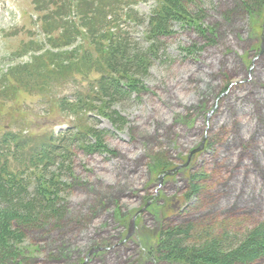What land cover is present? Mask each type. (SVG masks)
Here are the masks:
<instances>
[{
  "label": "rangeland",
  "instance_id": "1",
  "mask_svg": "<svg viewBox=\"0 0 264 264\" xmlns=\"http://www.w3.org/2000/svg\"><path fill=\"white\" fill-rule=\"evenodd\" d=\"M50 1L0 0V86L8 70L19 85L0 92V148L8 142L9 171L25 182H58L54 213L26 231L29 255L13 264H181L155 258L162 230L237 240L264 222V0H113L128 12L117 7L110 32L130 51L146 50L147 26L121 15L146 20L164 6L172 19L133 92L107 104L92 47L81 35L66 46L43 24L59 6ZM87 49L93 68L75 59ZM50 136L65 148L41 172L32 161Z\"/></svg>",
  "mask_w": 264,
  "mask_h": 264
},
{
  "label": "trees",
  "instance_id": "2",
  "mask_svg": "<svg viewBox=\"0 0 264 264\" xmlns=\"http://www.w3.org/2000/svg\"><path fill=\"white\" fill-rule=\"evenodd\" d=\"M163 2L169 6L172 5L170 0ZM57 3H59L57 9L43 16V24L45 25L48 19L51 30L53 26H58L55 30L63 31L60 38L66 46L72 45L81 35L92 47V52L99 57L98 62L103 71L101 75V70L96 68L101 75L96 80L97 94L102 95L100 100L106 101V104L107 100L114 101L113 99L119 98L122 91H127L128 87L132 93L131 87L135 84L137 73L141 69L146 71L150 61L156 56L154 51L156 40L166 33L163 19L171 17V13L163 6V15L151 14L146 20L138 18L136 14L121 15L128 23L144 24L146 22L147 34L145 35H148V38L145 39L148 47L143 52H136L128 49L129 41L126 36L110 32L118 25V21L112 20L117 17L115 12L117 7L128 12L126 5L113 0H51L49 2L52 5ZM99 41L106 42V47L103 48ZM47 45L52 44L47 42ZM25 52H32V49L29 48ZM73 52L72 50L70 53ZM92 52L88 49L84 50L83 54L75 59L82 63L83 67L87 65L93 68L95 65L90 60ZM49 55L51 56L44 51L36 58L40 60V68H43L41 65L50 62ZM25 68L27 67H23L22 70ZM14 76L15 73L11 70L4 75V80L9 83L2 82L1 93H7L10 97L14 95L15 87L18 85ZM109 121L113 126H117L115 120ZM62 141L63 139H60L58 142L50 136L44 144L39 146V155L35 161H31L33 165L43 161V166L34 168L41 172L45 170L50 157L65 148L62 146ZM7 143L4 142L5 146L0 148V264H13L29 255L26 249L19 248V244L25 241L26 231L29 228L38 225L39 221L46 222L50 219L54 213L56 204L54 199H57L55 195L57 196L58 188V182H54V175L45 178L41 173V177L36 175L33 181L28 183L18 174L9 171L7 158L11 153L7 154L9 149L6 146ZM14 155L13 153L12 156ZM32 184L35 186L32 187ZM30 188L33 190L29 191ZM193 230L194 228L191 227L162 230L154 248L155 258L158 261L181 264H252L264 259V222L248 230L237 240L228 233L208 236L201 232L194 233Z\"/></svg>",
  "mask_w": 264,
  "mask_h": 264
},
{
  "label": "water",
  "instance_id": "3",
  "mask_svg": "<svg viewBox=\"0 0 264 264\" xmlns=\"http://www.w3.org/2000/svg\"><path fill=\"white\" fill-rule=\"evenodd\" d=\"M263 52H264V40L262 41V47H261V52H260V54H262ZM224 95H225V93L221 94L220 98L223 97ZM220 98H218V99L216 100L215 107L217 106V102H218V100H219ZM212 113H213V110L210 112V114H212ZM210 114H209V115H210ZM205 141H206V138H204V139L202 140V142L199 144V146H198L196 149L192 150V151L189 153V155L187 156L186 162H185L183 165H181V166L175 168L172 172H175V171H177V170H179V169H181V168H185V167L189 164V161H190L191 157H192L193 155L197 154V153H200V152L203 150L204 145H205ZM166 175H169V174H166ZM141 212H142V210L139 211L136 215L140 214ZM131 228H132V227H131Z\"/></svg>",
  "mask_w": 264,
  "mask_h": 264
}]
</instances>
